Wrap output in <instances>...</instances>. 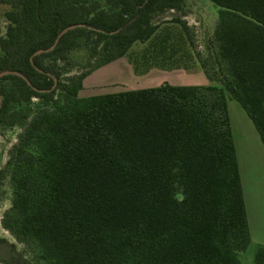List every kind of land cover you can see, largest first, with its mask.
Listing matches in <instances>:
<instances>
[{
	"label": "trees",
	"instance_id": "16d2710c",
	"mask_svg": "<svg viewBox=\"0 0 264 264\" xmlns=\"http://www.w3.org/2000/svg\"><path fill=\"white\" fill-rule=\"evenodd\" d=\"M209 1L217 17L197 50L187 0H0V71L29 80L0 77V126L22 127L2 224L46 264H243L250 234L224 89L264 143V0ZM165 22L183 29L209 83L79 95L88 74ZM74 63L84 69L69 73ZM253 262L264 264V246Z\"/></svg>",
	"mask_w": 264,
	"mask_h": 264
},
{
	"label": "crops",
	"instance_id": "0c3cea01",
	"mask_svg": "<svg viewBox=\"0 0 264 264\" xmlns=\"http://www.w3.org/2000/svg\"><path fill=\"white\" fill-rule=\"evenodd\" d=\"M119 58H126L130 72L140 78L153 72L155 75L163 73L162 82L173 85L209 83L183 29L175 22L162 23L149 40L134 43ZM141 85L142 82L136 86ZM229 118L246 208L249 245L256 248L264 246V143L247 113L235 109L234 116L229 111Z\"/></svg>",
	"mask_w": 264,
	"mask_h": 264
},
{
	"label": "rangeland",
	"instance_id": "374dc122",
	"mask_svg": "<svg viewBox=\"0 0 264 264\" xmlns=\"http://www.w3.org/2000/svg\"><path fill=\"white\" fill-rule=\"evenodd\" d=\"M7 8L5 4L0 3V36L5 31L7 22L4 18V11ZM172 15L174 13L167 12L158 17L157 20L161 23L164 20L167 21ZM216 17L217 6L211 1L187 0L185 20L192 27L190 30L197 45V50H204L206 35L214 26ZM79 64H72L69 73L82 71L84 68ZM163 78V73L155 75L153 72L146 77L142 76L140 78L134 76L130 72V65L126 58H119L111 64H105V66H101L88 74L83 80V86L79 95L85 96L94 93L156 86L164 82H162ZM140 82L143 85L137 87L136 85ZM212 84L220 85L217 82H213ZM224 92L228 101L227 109H229L231 115L234 116L235 109L243 111L246 114L241 104L226 89H224ZM33 100L36 101V99ZM21 130L22 127L18 124L14 126H0V264H6L5 260L10 264H46L37 256L36 250L30 244L17 240L2 224V218L9 209L12 198V184L9 171L6 168V162L13 146L17 143ZM255 250V247L249 245L244 251L239 253V258L243 264H254L253 256Z\"/></svg>",
	"mask_w": 264,
	"mask_h": 264
},
{
	"label": "water",
	"instance_id": "95a60500",
	"mask_svg": "<svg viewBox=\"0 0 264 264\" xmlns=\"http://www.w3.org/2000/svg\"><path fill=\"white\" fill-rule=\"evenodd\" d=\"M77 26H82V24H81V23H78V24H71V25H68V26L64 27V28L58 33V35H57V37L55 38L54 42H53L49 47H47V48H45V49H38V50H36V51L33 53V55L31 56L30 59H32L33 56H35V55H37V54H40V53H42V52H47V51L51 50V49L57 44V42H58V40H59V38H60V36H61L62 34H64L67 30H69V29H71V28H74V27H77ZM6 74H16V75H19V76H21L22 78H24V79L29 83V80H28V79H27L22 73H20L19 71L8 70V69H5V70L0 71V77L3 76V75H6ZM1 99H2V98H1V95H0V106H1Z\"/></svg>",
	"mask_w": 264,
	"mask_h": 264
}]
</instances>
